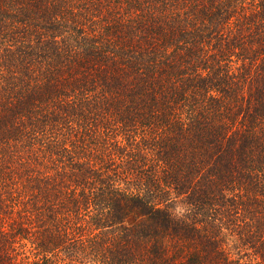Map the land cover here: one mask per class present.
Instances as JSON below:
<instances>
[{
  "label": "trees",
  "instance_id": "16d2710c",
  "mask_svg": "<svg viewBox=\"0 0 264 264\" xmlns=\"http://www.w3.org/2000/svg\"><path fill=\"white\" fill-rule=\"evenodd\" d=\"M0 264H264V0H0Z\"/></svg>",
  "mask_w": 264,
  "mask_h": 264
}]
</instances>
